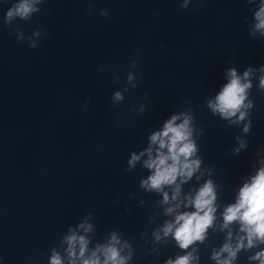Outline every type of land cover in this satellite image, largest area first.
<instances>
[{"label": "clouds", "instance_id": "clouds-1", "mask_svg": "<svg viewBox=\"0 0 264 264\" xmlns=\"http://www.w3.org/2000/svg\"><path fill=\"white\" fill-rule=\"evenodd\" d=\"M37 2L38 0H20L8 10L7 19L11 21L15 17L29 18L34 11L38 10L35 8ZM255 19L257 21L255 29L264 32V0L260 4L259 11L255 13ZM249 74V72H245L244 78L247 79ZM228 77V83L223 86L214 101H209L208 106L213 113H219L225 119L236 116L237 112H240L239 119L243 120L245 114L241 109L245 107L246 90L251 87V84L250 82H242L235 69L228 70ZM132 78L131 75L128 76L129 81ZM260 86L264 88V77H261ZM121 99H123L121 93L116 92L114 100L119 101ZM181 115L183 121L178 124L177 121L181 119ZM181 115H173L166 121L161 131L150 136V146L145 149L148 159L144 161V167L151 170L152 175L142 181V186L149 191L160 192L165 185L176 184L178 177L183 178L182 182H187L199 168L200 161L190 159L196 151V146L190 139L192 135L191 117L186 114ZM153 145L158 146L155 155H153ZM145 152H141L139 155L133 153L129 165L134 167ZM179 196L180 186L176 185L172 200H177ZM215 200L214 185L208 181L196 192L194 197L191 195L187 197L188 205L192 206L195 211L176 215L174 222H168L163 227L164 235L172 234L181 248H187L196 240L202 241L207 228L212 225L215 218ZM163 202H169L167 193H164ZM179 207L180 204L177 203L174 207L167 208L166 212L171 214ZM223 219L224 227H228L234 221L240 223L241 231L246 233L248 247L254 246L256 241L264 243V165L260 167L250 182L245 183L240 189L236 203L229 205L224 210ZM80 227L84 228L86 232L91 230V225L81 224ZM66 241L69 256L75 255L77 245H79L80 256H84L89 243L86 237H78L73 232L66 237ZM118 243V238L113 234L109 243L98 246L91 257L83 261V264H126L127 258L122 257L120 249L116 247ZM243 246V238L235 249L231 244H225L222 251L229 254V259L220 261L219 264H232L237 251ZM97 252L103 253V262L97 256ZM214 258L218 259V257ZM191 259V255H185L178 257L175 261L169 260L167 264H190ZM251 259L259 260L260 264H264V251L258 252ZM51 264H62L58 254L53 255ZM72 264L75 262L73 261Z\"/></svg>", "mask_w": 264, "mask_h": 264}]
</instances>
